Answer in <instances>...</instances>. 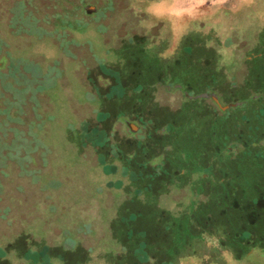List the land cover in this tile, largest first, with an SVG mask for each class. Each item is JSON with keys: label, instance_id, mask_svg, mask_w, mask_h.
Segmentation results:
<instances>
[{"label": "rangeland", "instance_id": "1", "mask_svg": "<svg viewBox=\"0 0 264 264\" xmlns=\"http://www.w3.org/2000/svg\"><path fill=\"white\" fill-rule=\"evenodd\" d=\"M0 264H264V0H0Z\"/></svg>", "mask_w": 264, "mask_h": 264}, {"label": "trees", "instance_id": "2", "mask_svg": "<svg viewBox=\"0 0 264 264\" xmlns=\"http://www.w3.org/2000/svg\"><path fill=\"white\" fill-rule=\"evenodd\" d=\"M262 52V51H261ZM238 104H235V103H233L230 107H234V106H237ZM222 137H224L225 139H227V140H229V136L227 135V137L225 136V134H224V136H222ZM239 135L237 136V139L239 140ZM240 137L241 138H243L242 136H241V134H240ZM233 140H235V137L233 138ZM244 143V144H243ZM241 144V146H242V149H244V147H246L247 145H249L250 146V142L248 141V139H242V142L240 143ZM243 144V145H242ZM252 146V145H251ZM257 165H259V167H260V163H257Z\"/></svg>", "mask_w": 264, "mask_h": 264}, {"label": "water", "instance_id": "3", "mask_svg": "<svg viewBox=\"0 0 264 264\" xmlns=\"http://www.w3.org/2000/svg\"><path fill=\"white\" fill-rule=\"evenodd\" d=\"M85 9H86L88 12H91V11H93V10L95 9V7H94L93 5H87V6L85 7ZM214 96H215V97L217 96V98H218V94H217V93L214 94ZM225 106H227V103L225 104Z\"/></svg>", "mask_w": 264, "mask_h": 264}, {"label": "flooded vegetation", "instance_id": "4", "mask_svg": "<svg viewBox=\"0 0 264 264\" xmlns=\"http://www.w3.org/2000/svg\"><path fill=\"white\" fill-rule=\"evenodd\" d=\"M262 54V53H261ZM259 55H260V53H259Z\"/></svg>", "mask_w": 264, "mask_h": 264}]
</instances>
